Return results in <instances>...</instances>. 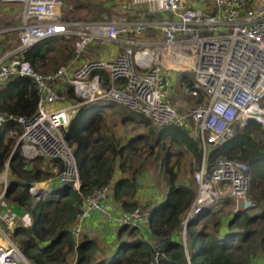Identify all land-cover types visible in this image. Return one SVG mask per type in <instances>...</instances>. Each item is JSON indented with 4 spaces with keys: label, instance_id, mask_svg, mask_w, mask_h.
<instances>
[{
    "label": "built area",
    "instance_id": "1",
    "mask_svg": "<svg viewBox=\"0 0 264 264\" xmlns=\"http://www.w3.org/2000/svg\"><path fill=\"white\" fill-rule=\"evenodd\" d=\"M25 2L21 43L15 53L0 58V88L10 76L30 77L39 102L36 113L21 117L23 132L17 146L30 160L38 156L58 159L60 183L80 190L81 178L74 148L65 136L71 119L83 104L99 100L126 106L159 127L185 128L200 143L202 160L194 174L197 194L183 220L187 264H193L186 233L189 222L224 199L236 201L237 211L255 207L251 172L247 162L220 157L211 167L210 151L233 138L251 120L264 128V0H132L143 6L138 17L112 20L68 19L63 0H12ZM156 33L159 38L155 37ZM57 35L74 37L76 57L54 72L37 71L19 55L38 42ZM149 41L143 40L144 36ZM156 38V39H155ZM115 43L119 54L75 65L95 42ZM102 71L107 72L106 80ZM193 72L194 82L181 79L182 93L199 102L180 111L173 103V76ZM71 85L79 102L55 108L68 100L63 87ZM7 121L0 112V127ZM7 165V169H8ZM6 186L1 196L7 190ZM41 197L50 188H29ZM112 189L104 186L86 195L79 207L72 235L80 240L86 221L96 211L108 212L104 201ZM151 208L136 207L119 215L109 214L114 225L146 228ZM0 219H4L0 213ZM0 264H33L0 224ZM168 259L158 250L149 264Z\"/></svg>",
    "mask_w": 264,
    "mask_h": 264
},
{
    "label": "trees",
    "instance_id": "2",
    "mask_svg": "<svg viewBox=\"0 0 264 264\" xmlns=\"http://www.w3.org/2000/svg\"><path fill=\"white\" fill-rule=\"evenodd\" d=\"M65 1L71 6L70 11L95 7L85 0ZM100 5L106 6L103 3ZM75 40L74 37L62 35L49 37L24 50L19 57L30 61L37 71L54 72L75 59ZM7 50L4 47L3 51ZM101 73L107 80V72ZM182 76L189 84L194 82L193 75L182 73ZM64 92L74 103L80 101L71 85H66ZM38 102L39 93L30 77L12 75L0 88V112L7 117L0 127V175L8 165L9 173L14 178L8 183L4 197L25 207L32 219L30 225L18 222L12 233L27 258L33 264H149L156 252L163 250L168 259L183 262L186 250L177 235L183 228L184 217L196 197L197 188L192 181H179L181 160L175 161L172 167L169 164L173 156L182 157L189 153L200 165L202 151L199 141L185 128L157 127L144 116L125 110L120 113L125 118L137 114V120L149 128L150 134L137 135L121 145L117 136L105 126L103 114L106 109H115L120 104L104 100L83 104L65 130L78 162L81 188L77 190L57 180L50 192L38 198L30 193L29 188L49 179L55 180L56 167L59 171L63 168L58 159L45 160L43 156H38L30 160L17 146L23 132L19 118L33 116ZM143 140L157 156L156 149L159 147L162 167L168 178L167 195L154 207L143 205L136 197L140 189L138 171L115 180L118 170L126 172V152L136 151ZM224 156L249 164L251 193L257 198L258 208L253 212V209H247L235 212L229 218H218L213 223V231L209 230L208 223L202 221L216 216L220 205L204 210L193 218L187 227L191 260L193 264H264L263 126L251 120L233 138L214 147L208 156L209 166L212 167L218 158ZM118 160L121 161L119 164ZM104 186L111 187L110 196L127 211L136 207L151 208L150 222L146 228L130 225L118 228L115 248L111 253H105L98 239L85 236L77 240L71 231L83 198ZM99 253L102 255L98 256Z\"/></svg>",
    "mask_w": 264,
    "mask_h": 264
},
{
    "label": "rangeland",
    "instance_id": "3",
    "mask_svg": "<svg viewBox=\"0 0 264 264\" xmlns=\"http://www.w3.org/2000/svg\"><path fill=\"white\" fill-rule=\"evenodd\" d=\"M85 1H87V3L90 5H93V6L95 5V7L91 8L87 6L85 8L77 9L75 11H70L71 6L67 5V2L63 0L65 16L72 18V19H86V20H91V21L92 20H112V19L121 18V17H129V18L138 17L141 14L139 15L137 13H142L144 10L143 6L134 5L132 3V0H85ZM101 3L106 4V6L102 7V5H100ZM24 6H25V2L23 1L0 0V58L6 55H9V54L15 53L21 43L20 31H21V27L24 24L23 22ZM94 16H97V17L94 18ZM4 34H9V35L3 36ZM153 35L159 38V36L156 33H153ZM143 40L149 41V37L146 35L143 37ZM108 45H112V46L114 45L113 48H115V46L117 47L115 43L101 42V41L95 42L94 44L88 46V48L83 52V54H81L79 59L75 61V65H78L79 63L84 62V61L100 59L101 55L104 54V51H106L104 47ZM4 47L7 48L8 50L3 51ZM182 73H185V74L187 73V74L194 76V73L191 71L176 72L173 76L174 82H173L172 101L180 110L181 109L184 110L186 108L183 105H184V102H186V100L188 99L187 96L181 92L182 84L180 83V80L183 77ZM64 88L65 87H63V89ZM187 101L189 104L188 109L199 102V101H192V103L191 102L189 103V100ZM73 103L74 101H72L71 104ZM66 104H67L66 102L65 103L58 102L55 104V108L63 107ZM125 110L129 111L132 114V112L129 109L123 108V106L121 105H118L117 108H115V110H112V111H125ZM116 116L117 115L114 114V112L112 114V112L110 111L108 112V114L105 115V121L107 123V124L105 123V126L107 125L108 128L112 132L116 130V128L114 130V127H117L118 122H119L118 121L119 116L117 117ZM134 117L139 119V116H137V114L134 115ZM121 126L122 125H119L118 127H121ZM120 131L124 135H126V137L131 136V135L134 136L136 132H141V134H150L149 128L146 127L145 125L141 126L140 128L138 126H136L135 128L133 126H128V127L122 126L120 128ZM173 150L175 151V148ZM156 152L159 154V156H157L156 154L152 152L151 148L144 140L138 144L136 151L130 150V152H127L125 162L129 161L130 167L134 166L132 169H130V175H133L135 171H138L137 181L139 185L140 184L142 185L139 191L141 190L142 192H145L146 194H148V197L144 200H147L148 198H150V201L151 200L155 201L159 197L157 196L159 192L167 191V187L165 184L168 185V178H167L166 171L164 170L165 168L162 167V162H161L162 153L159 151V147H157ZM44 158L45 160L47 159V157H44ZM178 159L179 161L181 160V162L179 163L180 168H178L179 181L180 182L192 181V183L197 188L194 174L197 171L199 165L196 163L193 156L187 153L186 155H183L182 157L173 156L171 158L169 167H172V165L175 163V161H178ZM142 165L144 167H142ZM55 171L57 170L55 169ZM7 175L8 173L6 169L0 178L1 179L0 185L2 187L0 191L1 194L3 193L5 186H6L5 181L7 179ZM155 192L157 194H155ZM251 194L255 202L258 204L255 194L253 193ZM219 205L220 207L216 210L218 213L216 216L210 217L202 221V223L204 224L205 223L209 224V228H210L209 230H212V231L214 230L213 223H215V220H217L218 218L220 217L229 218L233 213L237 212L236 201L232 198L224 199L222 203H220ZM255 208H258V205L255 207L249 208V209L251 210L253 209L252 210L253 212V211H257V209L255 210ZM5 223H6V220L0 219V224L3 227H5L7 230H9V228L6 227ZM184 230H185V227L183 226L182 230L180 231V234H182L183 236H184ZM10 233L12 235L13 231H10Z\"/></svg>",
    "mask_w": 264,
    "mask_h": 264
},
{
    "label": "crops",
    "instance_id": "4",
    "mask_svg": "<svg viewBox=\"0 0 264 264\" xmlns=\"http://www.w3.org/2000/svg\"><path fill=\"white\" fill-rule=\"evenodd\" d=\"M192 2V4H195V5H201L203 3V0H189ZM138 14V13H137ZM114 45H108L106 47H104V49H106V51H104V54L101 55V58L100 59H112L114 58L115 56H117L120 52V49L119 47L115 46V48H113ZM83 54V53H82ZM182 79H184L182 77ZM187 96V100H189V103L192 101H195V99H193L191 96L189 95H186ZM186 100V102H184V107H186L184 110H179L180 111H186L189 107V104H188V101ZM67 103L65 106L63 107H67L69 106L71 103H72V100H69L68 101H64L63 103ZM187 106H186V105ZM62 108V107H60ZM112 110H115L113 108L111 109H106L105 112L103 113L104 114V118H105V115L108 114V112H114V114H116L117 116H119V119H118V125L117 127H114V130L116 128L115 131H113V133L117 136V138L121 141V145H124L126 144L130 139H132L133 137H136L137 135H140L141 132H136V134L131 135V136H127L124 135L121 131H120V128L122 126H133L134 128L136 126H138L139 128L141 126H143L142 123H140L137 119L138 118H135L134 114L132 116V118H125L124 114L122 115V113H120V111H112ZM130 110V109H129ZM131 111V110H130ZM132 112V111H131ZM116 116V117H117ZM138 116V115H137ZM116 119V118H115ZM105 120V119H104ZM106 123V121H105ZM107 124V123H106ZM119 125H122L121 127H118ZM125 136V137H124ZM117 139V140H118ZM129 139V140H127ZM127 154V152H126ZM124 161V160H123ZM121 161L118 160L117 163L119 164ZM127 164L126 166V169L125 171L126 172H121V171H117L116 173V176H115V180L123 177V176H129L130 175V169H132L133 167L131 166L130 167V163L129 161L128 162H125ZM134 164V163H132ZM129 166V167H128ZM7 169V167H6ZM5 169V170H6ZM4 170V171H5ZM4 173V172H3ZM2 173V174H3ZM7 185L8 183L14 178L10 173H9V168L7 169ZM56 175H57V172L55 171ZM2 174L0 175V178L2 176ZM55 180L53 179H49V180H46V181H43V182H40L38 183V186L39 187H45V188H53L54 187V182L57 181V178L55 176L54 178ZM10 180V181H9ZM138 180V178H137ZM0 184H1V179H0ZM166 187H167V191H162V192H159L158 194L155 192V194H157L158 199L155 200V201H150V198H148L147 200H144L148 197V194H146L145 192H142L141 190L138 192V194L136 195V197L140 200V202L142 204H150V207H154L156 206L158 203H160L161 201L164 200V198L166 197L167 195V192L169 190V187L167 184H165ZM142 185L140 184V187ZM1 185H0V191H1ZM2 194L0 193V210L2 212V215L4 217V220H6V227L9 228L10 231H13V229L16 227L17 223L18 222H23L27 225H30L32 223V219L30 218L29 216V213L27 212L26 208L23 207V206H20L19 204L17 203H12L10 201H7L5 199L4 196H1ZM156 198V197H155ZM104 207L107 208L108 212H103V211H96L94 212L93 214L90 215V217H88L87 221H86V224H85V227H84V230H83V233L81 235V238L82 239L83 237L85 236H89L91 238H95V239H98L100 244H101V248L105 249V253H111L112 250L115 248V238H116V233L118 231V228L120 226H117V225H114L110 218H109V214H112V215H119L127 210H125L122 206L121 203L115 201L112 197V195L104 201ZM0 212V213H1ZM7 217V218H5ZM188 234L186 233V241H187V246H188ZM183 235L179 234L177 235V238L179 240H181L183 242ZM1 238V236H0ZM102 253H99L98 256H101ZM263 261V260H261Z\"/></svg>",
    "mask_w": 264,
    "mask_h": 264
},
{
    "label": "water",
    "instance_id": "5",
    "mask_svg": "<svg viewBox=\"0 0 264 264\" xmlns=\"http://www.w3.org/2000/svg\"><path fill=\"white\" fill-rule=\"evenodd\" d=\"M237 212H240V211H237ZM161 264H187V261L186 259L183 261V262H176V261H172L170 259H165V260H162V263Z\"/></svg>",
    "mask_w": 264,
    "mask_h": 264
},
{
    "label": "bare ground",
    "instance_id": "6",
    "mask_svg": "<svg viewBox=\"0 0 264 264\" xmlns=\"http://www.w3.org/2000/svg\"><path fill=\"white\" fill-rule=\"evenodd\" d=\"M2 242V239L0 238V243Z\"/></svg>",
    "mask_w": 264,
    "mask_h": 264
}]
</instances>
